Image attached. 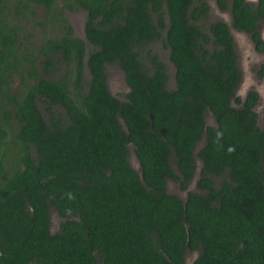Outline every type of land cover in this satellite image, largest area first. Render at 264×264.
Segmentation results:
<instances>
[{
    "label": "trees",
    "instance_id": "obj_1",
    "mask_svg": "<svg viewBox=\"0 0 264 264\" xmlns=\"http://www.w3.org/2000/svg\"><path fill=\"white\" fill-rule=\"evenodd\" d=\"M215 4L263 50L264 0ZM78 11L83 40L65 17ZM209 12L203 0H0V264H264L259 98L237 96L234 41ZM196 158L202 194H169L167 180L187 190Z\"/></svg>",
    "mask_w": 264,
    "mask_h": 264
},
{
    "label": "rangeland",
    "instance_id": "obj_2",
    "mask_svg": "<svg viewBox=\"0 0 264 264\" xmlns=\"http://www.w3.org/2000/svg\"><path fill=\"white\" fill-rule=\"evenodd\" d=\"M209 5V20L216 19L225 22L229 28L231 35L235 42V52L237 56V63L242 73V82L239 90L237 91V96L243 99L248 91H255L259 95V101L255 106V112L258 115V125L262 127L264 121V52L257 53L253 44L250 40L248 34L242 33L240 31H235L231 26V15L229 10L225 12H219L216 8L215 0H203ZM255 2L254 0H249ZM229 6V3H228ZM38 16L41 15V9H37ZM65 17L73 28V35L81 40L84 38V22L86 14L83 11H78L75 13H65ZM260 32L264 37V21L260 24ZM150 50L156 54L160 60L166 64L167 73L170 79V87L173 83L174 67L168 61V50L165 49L160 42H157L150 46ZM262 74V77L260 75ZM107 88L112 96L118 100L124 101L125 95L128 92V87L125 84L124 76L120 70L115 67H107ZM233 106H235L233 104ZM240 106V105H239ZM205 123L207 126H214V120L211 115L206 114ZM203 143L196 146L195 153L202 147ZM130 165L134 170L138 169V163L132 154L129 156ZM196 170L193 180L190 182L186 191H182L179 186L172 180L166 181V188L169 194L175 195L180 199H185L188 192H193L197 194H202L201 191L196 189V181L199 179V170L201 167V162L199 159H195ZM218 181H216L217 184ZM58 218L53 209H50V231H57ZM197 254H190L185 264H190L192 260L196 258Z\"/></svg>",
    "mask_w": 264,
    "mask_h": 264
},
{
    "label": "flooded vegetation",
    "instance_id": "obj_3",
    "mask_svg": "<svg viewBox=\"0 0 264 264\" xmlns=\"http://www.w3.org/2000/svg\"><path fill=\"white\" fill-rule=\"evenodd\" d=\"M255 2H251V1H249V0H245V2H248V3H252L253 5H256L257 4V2H258V0H254ZM217 8V7H216ZM217 10L219 11V12H225V11H220L218 8H217ZM229 10V9H228ZM230 12V11H229ZM231 15V14H230ZM222 21V20H221ZM262 23V22H261ZM234 29V28H233ZM228 30H229V28H228ZM235 30V29H234ZM235 31H238V30H235ZM240 32H242V31H240ZM229 33H230V31H229ZM242 33H244V32H242ZM258 33H259V36H260V41L262 42V44H263V50L262 51H257L256 50V46H255V44H254V42L252 41V39H251V36L249 35V37H250V40H251V42H252V44H253V48H254V50L257 52V53H263L264 52V37H263V35H262V32H260V27H259V31H258ZM246 34V33H245ZM230 35H231V33H230ZM232 36V35H231ZM232 39H233V41H234V38H233V36H232ZM234 45H235V42H234ZM241 73V72H240ZM260 77H262V74L260 75ZM241 78H242V73H241ZM241 82H242V79H241ZM255 92V91H254ZM257 93V92H256ZM258 94V93H257ZM258 98H259V95H258ZM259 101V100H258Z\"/></svg>",
    "mask_w": 264,
    "mask_h": 264
},
{
    "label": "clouds",
    "instance_id": "obj_4",
    "mask_svg": "<svg viewBox=\"0 0 264 264\" xmlns=\"http://www.w3.org/2000/svg\"><path fill=\"white\" fill-rule=\"evenodd\" d=\"M240 88V87H239ZM239 90V89H238Z\"/></svg>",
    "mask_w": 264,
    "mask_h": 264
},
{
    "label": "water",
    "instance_id": "obj_5",
    "mask_svg": "<svg viewBox=\"0 0 264 264\" xmlns=\"http://www.w3.org/2000/svg\"><path fill=\"white\" fill-rule=\"evenodd\" d=\"M130 163V162H129Z\"/></svg>",
    "mask_w": 264,
    "mask_h": 264
}]
</instances>
